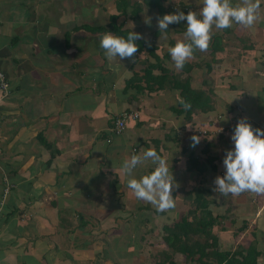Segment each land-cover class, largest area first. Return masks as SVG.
Here are the masks:
<instances>
[{
	"label": "crops",
	"instance_id": "0c3cea01",
	"mask_svg": "<svg viewBox=\"0 0 264 264\" xmlns=\"http://www.w3.org/2000/svg\"><path fill=\"white\" fill-rule=\"evenodd\" d=\"M108 3L113 2L0 0V71L9 85L5 94L0 91V264H152L151 254L162 248L163 225L178 221L191 207L186 196L196 174L197 182L208 184L212 213L230 198L213 189L215 178L225 173L226 151L234 149L231 136L238 120L247 118L264 131V74L256 75L250 62L240 64L239 77L231 76V88L207 79L216 109L190 119L170 110L179 98L176 90L150 97L124 91L125 80L135 74L137 81L144 80L131 68L135 54L128 64L107 61L96 34L101 30H88L91 21L106 27L118 14L115 5L114 11L101 8ZM149 10L125 25L143 36L145 29L136 24ZM259 25L253 28L262 34ZM163 35L156 38L160 46ZM251 44L246 50L253 49ZM200 67L191 71L196 89L204 81L196 77ZM123 111L138 118L127 120L116 134L110 121ZM193 136L200 138L195 146ZM149 148L166 160L174 178L176 206L166 212L138 200L121 171L126 159L142 157ZM155 167L146 161L132 175L139 179ZM186 173L195 174L190 182ZM5 181L11 188L4 197ZM253 195L246 196L248 204H239L237 216L248 220L242 219L246 228L234 238L254 237L261 261L264 195ZM232 220L225 231L214 228L216 235L230 238L225 249L242 241L232 237L242 221ZM254 220L256 231L250 226Z\"/></svg>",
	"mask_w": 264,
	"mask_h": 264
},
{
	"label": "trees",
	"instance_id": "16d2710c",
	"mask_svg": "<svg viewBox=\"0 0 264 264\" xmlns=\"http://www.w3.org/2000/svg\"><path fill=\"white\" fill-rule=\"evenodd\" d=\"M164 3H169L168 9L165 8ZM114 4L118 14L110 17L106 27L100 26L97 30L108 28L114 35L124 38H127L131 31L136 32L133 28L125 25L127 18L134 20L143 11L144 7L156 10L159 17H163L165 14H175L177 10L183 11L186 15L190 10L189 4H184L181 0H115ZM120 18H123V20L120 21ZM172 25L177 27L173 32L183 33V35L186 32V21ZM169 31L168 28L166 34ZM228 31V28L223 29L224 33ZM161 34L162 32L157 29L152 32L151 39H141L136 42L139 45V50L135 53V63L132 64L131 68L133 70L137 69L144 80L137 81L136 76L126 79V85L123 90L134 89L137 93L146 92L148 97H150L149 93L176 90L179 92V98L177 104L171 106L170 110L176 115H184L185 119H190L197 113L213 112L216 109L214 93L211 89L205 88L207 85L206 81H202L201 88H193L191 86V71L200 67L201 63H204L207 73L213 70L212 63H215V54L225 50L221 36L217 32L211 36L208 48L209 61H197L200 52L196 50L194 58L187 61L182 70H177L176 68H166L164 61H170L171 56L169 51H163L162 47L156 43V38ZM154 39L155 41H153ZM169 45L173 47L175 45L174 41L169 40ZM244 47L247 48V45H244ZM141 57L144 62L139 65L138 58ZM185 104L190 105V107H185ZM122 113L132 112L123 111ZM120 115L117 118L113 117L110 125H114ZM190 160L195 162V164L198 163L195 157ZM198 184L199 187L192 189L189 193L193 197L189 194L186 196L187 200L191 201V207L186 214L174 223L163 225V232L158 236V243L162 245V248L159 249V252L151 254V263L177 264L180 261H184L185 264H260L259 257L261 252L257 249V241L255 239L251 240L247 245L239 243L234 250H222L220 248L219 239L214 233V228L217 226L219 230L225 231V225L219 220V216H214L209 209L211 200L205 196L209 191L203 187L204 182L198 181ZM231 223L235 224V221L232 220ZM241 223L234 230L233 236L239 235L246 228V221Z\"/></svg>",
	"mask_w": 264,
	"mask_h": 264
},
{
	"label": "clouds",
	"instance_id": "9594fccd",
	"mask_svg": "<svg viewBox=\"0 0 264 264\" xmlns=\"http://www.w3.org/2000/svg\"><path fill=\"white\" fill-rule=\"evenodd\" d=\"M202 5L199 12L188 11L185 15L183 11L177 10L175 14L156 17L159 32L165 33L169 25L187 22L185 39L178 40L168 50L177 70H182L185 63L194 58L196 50L207 51L213 25L218 30L230 28L233 23L250 28L259 19L260 0H241L235 6L231 0H203ZM145 23H150V20ZM141 39L145 37L134 31L127 38L106 31L101 35L100 48L109 61L131 59L138 52L139 45L136 42ZM145 42L148 43L147 40ZM185 107L190 105L185 104ZM191 139L195 146L200 138L193 136ZM231 140L234 142V149L226 151L223 159L225 173L215 178L213 191L223 196H240L245 192L264 195V131L254 129L247 118H241L234 128ZM149 160L156 165L154 170L139 179L133 177V170ZM121 171L129 177L127 187L138 200L155 206L158 212L175 208L172 195L173 175L169 173L166 160L154 148L145 150L142 157L134 154L126 159Z\"/></svg>",
	"mask_w": 264,
	"mask_h": 264
},
{
	"label": "rangeland",
	"instance_id": "374dc122",
	"mask_svg": "<svg viewBox=\"0 0 264 264\" xmlns=\"http://www.w3.org/2000/svg\"><path fill=\"white\" fill-rule=\"evenodd\" d=\"M181 1L184 4H187V5L189 4V6H190V10L189 11H197V12H199L202 9V7H203V5H202L203 4V0H181ZM112 2L113 3L105 4V6H103V7L101 6V8H103L105 10V12L114 11L115 9H114L113 6L115 5L114 4L115 0H112ZM231 2L233 4V6H235V5L239 4V3H241V0H235V1L231 0ZM261 5H264V0H260V6ZM164 6H165V8L168 9L169 3H164ZM143 10L145 12V10H148V9L146 7H144ZM149 11L151 12L150 15H146L143 18L141 17V19L139 21L140 23L136 24L137 26L140 27V29H143V31L145 29V31L143 33L146 34V36L144 34H143V36L147 37V38H151V35H152V32L154 31V29H158L157 19H156V17L158 16L157 12L154 9L153 10H149ZM143 13H142V15H143ZM92 17H93V15H91V20H92ZM102 20H103V18H102ZM120 20L122 21L123 18H120ZM148 20H150V23H145V22H148ZM133 21L134 20H132L130 18H127L126 23L128 22L127 23V25H128L129 23H131ZM258 23L260 24L259 26L262 27V29H264V7H263V10L260 7L259 19L255 22V24L257 25ZM98 27H100V26H98V24H95V23H93L91 21V25L88 28V30L90 32L92 30L99 31V30H97ZM174 29H177V27L174 26V25H169V30L170 31L167 34L163 32L164 34L167 35V36L163 35L164 38H163V36H161V38L163 39V46L165 47V48H163V46H161L163 51L167 52L169 50L168 46H167L168 42L166 43L164 39H166L167 41H169V40H173L174 41V39L176 41L185 39V37H184V35H182V33L173 32ZM249 29H251L252 33H249L248 28H245V27H243L241 25L233 23L232 27L228 28L229 31L224 33L223 30H218L213 25L211 36L215 32L219 33V35L221 36V39H222V45L224 46L225 50L222 51L221 53H216L215 54V63H212L213 70L210 72V74L206 72V70H205L206 68L204 66V63H201V65H202V67H200L201 68V72L200 73L198 72L200 75L196 76V77H197L198 80L206 81L207 85H206V87L205 86H203V87H205L206 89H209V83L210 82L208 83L207 79L208 80L210 79L209 81H212L213 83H217V82L219 83V81H220V83L223 85L222 86L223 88H226V89L228 87L231 88V85H230V83H232L231 82V76H233V77H234V75H237L238 77L240 76L241 71L239 72V70H238L236 72V70L240 67V64L244 63V61L247 62V63L250 62V64L252 65L253 71L255 72L256 75L262 76L264 74V32L262 34L261 33L259 34V32H257V30H255L253 27L252 28L250 27ZM104 31L106 32V29L102 28L100 32L96 33V34H98V39L101 38L100 34H103ZM244 41H245V43H244ZM246 43H248V44L254 43V44H251L253 49L246 50V48L244 47V45ZM238 44L242 45L241 49H237V48H240V46H238ZM242 47H244V48H242ZM199 52H200V56H199V58H197L198 59L197 61H200V60H202V62L209 61V56L210 55H209V50L208 49H207V51H203V52L199 51ZM102 56H105V53ZM105 58L108 61L106 56H105ZM143 60L144 59L142 57L138 58V64L141 65L144 62ZM118 61H119V59L113 60V62H118ZM164 62L166 64V68L167 69L175 68V66L173 65L172 61L168 60V62H167L165 60ZM94 63H96V61H94ZM122 63L128 64V63H130V59L126 58V59H124V61H122ZM235 65L238 66V67H236ZM203 66H204V68H203ZM195 75H196V73H195ZM203 75H204V77H203ZM207 75H208V77H206ZM135 76H137V74H135ZM218 76H221V80H218V78H217ZM96 101L97 102L100 101V98L96 97ZM174 104L176 105L175 102H174ZM230 115L231 114H228L227 118H229ZM189 175H190V177L188 176V173H186V175L184 176L185 179L188 178L187 182L188 181L190 182V180L193 178V176L195 174L192 173V174H189ZM196 175L194 177L195 179L191 180L193 182V186L191 187V189H193V190L196 189L197 187H199V184L197 182V180H198L197 178L198 177ZM207 186H208V184L204 183L203 187H207ZM253 194L254 193L245 192V195H244V193L241 194L240 196H232L231 195L230 198L226 199L224 201V204H222V206L219 207V210H217L216 212H213V214H215L216 216H222L220 218V221H222V223L224 225H226L228 228L231 227V220L234 219V218H236V220H238V221H239V219H240V221H242V219L248 220V219H246L244 217L240 218V217L237 216L238 211H239L238 208H239V204L242 203L244 205L245 201L247 202L246 196L247 197H248V195L252 196ZM247 204H248V202H247ZM229 206H231L230 210L226 211V207L228 208ZM240 207L242 208V206H240ZM246 208H248V206H246ZM247 211H248V209H247ZM254 223H255V220L253 222H251V225H250L251 228H253V229L255 228V224ZM215 229H216L217 232H220L217 227ZM230 229H233V228H230ZM254 230L256 231V228ZM217 236H218V239H219L220 248L221 249L228 248L227 246L229 244L227 242L230 241V238L223 239L218 234H217ZM240 236H239V238H241ZM232 237H233V240L235 242H237V240L239 239V238L238 239L234 238L235 236H232ZM253 238L254 237H249L247 235V236H245V239L241 238L242 239L241 243L244 244V245H247V244L250 243V239H253ZM225 243L227 244V246H225ZM237 247H238V244H236L234 246V244L232 242V244H230V246H229V249L231 248L232 250H234ZM263 247H264V242H263ZM262 253H264V252H262ZM263 261L264 260H261L260 263L264 264Z\"/></svg>",
	"mask_w": 264,
	"mask_h": 264
},
{
	"label": "built area",
	"instance_id": "2783aa9c",
	"mask_svg": "<svg viewBox=\"0 0 264 264\" xmlns=\"http://www.w3.org/2000/svg\"><path fill=\"white\" fill-rule=\"evenodd\" d=\"M9 85L7 83V78L3 72L0 71V91H2L4 94L7 92ZM138 114L133 112V113H122L120 117L115 121L114 123V128L113 131L116 134H120L124 129H125V123L129 119H137ZM205 134V132H203ZM5 188L3 189V196L5 197L6 195L9 194L10 191V184L5 181Z\"/></svg>",
	"mask_w": 264,
	"mask_h": 264
}]
</instances>
